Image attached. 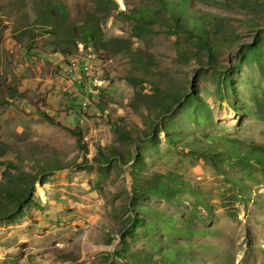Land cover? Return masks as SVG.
<instances>
[{
    "label": "rangeland",
    "instance_id": "obj_1",
    "mask_svg": "<svg viewBox=\"0 0 264 264\" xmlns=\"http://www.w3.org/2000/svg\"><path fill=\"white\" fill-rule=\"evenodd\" d=\"M0 264H264V0H0Z\"/></svg>",
    "mask_w": 264,
    "mask_h": 264
},
{
    "label": "trees",
    "instance_id": "obj_2",
    "mask_svg": "<svg viewBox=\"0 0 264 264\" xmlns=\"http://www.w3.org/2000/svg\"><path fill=\"white\" fill-rule=\"evenodd\" d=\"M160 1H162V0H160ZM58 10L62 11V7H59ZM97 32H98V30H97V26L95 24H89L85 27L84 34H85V38H86V43H85L86 49H89L90 46L95 43ZM6 166H7V169H10L12 164L8 162V163H6ZM8 196L10 198V201L14 205L15 209L19 210V211H21V209H22L21 207H23V205H26L25 201H28L27 195L25 193H20V194L10 193ZM140 223L141 222L139 220L133 219L131 221V227H136ZM115 255L118 257V254H112L111 256H115Z\"/></svg>",
    "mask_w": 264,
    "mask_h": 264
},
{
    "label": "built area",
    "instance_id": "obj_3",
    "mask_svg": "<svg viewBox=\"0 0 264 264\" xmlns=\"http://www.w3.org/2000/svg\"><path fill=\"white\" fill-rule=\"evenodd\" d=\"M69 72H71L72 79L74 73H83V79H90V86H86V91H89V95L90 88H99L101 90L104 86L105 81L102 75H99V69H93V72H85L84 64L75 62L70 66ZM79 85H82V81L79 82Z\"/></svg>",
    "mask_w": 264,
    "mask_h": 264
},
{
    "label": "bare ground",
    "instance_id": "obj_4",
    "mask_svg": "<svg viewBox=\"0 0 264 264\" xmlns=\"http://www.w3.org/2000/svg\"><path fill=\"white\" fill-rule=\"evenodd\" d=\"M84 64V71L85 72H90L93 69V66L89 63H83ZM78 78V81H80V79H82L83 77V73L78 74V76H76ZM74 80H76L75 78H73ZM72 79V80H73ZM99 91V88H90V92L92 93H97Z\"/></svg>",
    "mask_w": 264,
    "mask_h": 264
}]
</instances>
